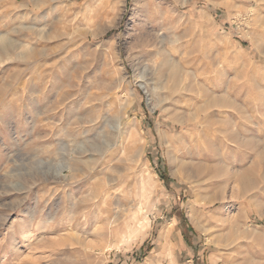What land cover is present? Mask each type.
Returning a JSON list of instances; mask_svg holds the SVG:
<instances>
[{
	"label": "rangeland",
	"instance_id": "obj_1",
	"mask_svg": "<svg viewBox=\"0 0 264 264\" xmlns=\"http://www.w3.org/2000/svg\"><path fill=\"white\" fill-rule=\"evenodd\" d=\"M147 1L0 0V264H264V0Z\"/></svg>",
	"mask_w": 264,
	"mask_h": 264
},
{
	"label": "crops",
	"instance_id": "obj_2",
	"mask_svg": "<svg viewBox=\"0 0 264 264\" xmlns=\"http://www.w3.org/2000/svg\"><path fill=\"white\" fill-rule=\"evenodd\" d=\"M177 262L174 264H204L203 259L201 260L199 257L197 258L198 261H201L200 263H196V258L194 257H177Z\"/></svg>",
	"mask_w": 264,
	"mask_h": 264
},
{
	"label": "bare ground",
	"instance_id": "obj_3",
	"mask_svg": "<svg viewBox=\"0 0 264 264\" xmlns=\"http://www.w3.org/2000/svg\"><path fill=\"white\" fill-rule=\"evenodd\" d=\"M142 1V0H141ZM145 1H147V0H145ZM148 2H150V1H147V3ZM152 3V2H151ZM151 3H150V5H151ZM149 4V3H148ZM152 6V5H151ZM155 7H157L156 5H155ZM153 8V7H152ZM158 8V7H157ZM263 24V23H262ZM5 43V42H4ZM10 48L8 47V46H6V47H3L2 49H1V51H0V53H2V54H5V55H8L10 52ZM3 59V58H2ZM170 66H171V64H170ZM174 68V67H173ZM171 70H173V69H171ZM175 70V69H174ZM175 72V71H174ZM179 80V79H178ZM120 121V119L118 120V122ZM100 150V147H97V149H96V151L98 152ZM184 167V166H183ZM70 168V167H69ZM198 168V167H197ZM198 169H200V168H198ZM70 170L73 172V170L70 168ZM199 175V174H198ZM244 179V178H243ZM247 179V178H246ZM245 180V179H244ZM243 180V181H244ZM247 180H249V179H247ZM251 182V181H250ZM245 184V183H244ZM246 186H248V185H246ZM246 186H245V188H246ZM251 186V185H250ZM24 234H29V230H25L24 231ZM25 236V235H24Z\"/></svg>",
	"mask_w": 264,
	"mask_h": 264
}]
</instances>
